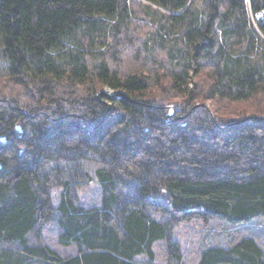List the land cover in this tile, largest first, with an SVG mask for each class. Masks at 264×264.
Listing matches in <instances>:
<instances>
[{"label":"trees","instance_id":"trees-1","mask_svg":"<svg viewBox=\"0 0 264 264\" xmlns=\"http://www.w3.org/2000/svg\"><path fill=\"white\" fill-rule=\"evenodd\" d=\"M259 216L264 0H0V264H185L214 218L197 264H264Z\"/></svg>","mask_w":264,"mask_h":264},{"label":"rangeland","instance_id":"rangeland-1","mask_svg":"<svg viewBox=\"0 0 264 264\" xmlns=\"http://www.w3.org/2000/svg\"><path fill=\"white\" fill-rule=\"evenodd\" d=\"M109 93H112V91ZM253 105V103L239 104L237 106L233 105V107L231 106V108H228V112H231L228 116H232V118H238L239 115H236L238 112L240 114H250L252 111H254ZM93 166L94 164H91V168H93ZM80 194L81 199L85 200L86 202L90 203L96 201L99 194L97 183L93 181L89 187ZM246 225L252 226L251 228L255 230L250 234V236L255 237L258 241H260V243H263L264 245V216L256 217L251 222H247ZM246 231L247 230L245 227H240V225L236 226L224 218H214L208 222H204L199 219H191L182 221L175 228L174 235L182 242L185 252L190 255L188 261L185 264H197V256L201 249L211 244L231 246L238 239H240ZM45 235H48L49 241L51 240V243H54V245L56 244V234L54 231L48 230L45 232ZM159 246H162L161 243Z\"/></svg>","mask_w":264,"mask_h":264},{"label":"water","instance_id":"water-1","mask_svg":"<svg viewBox=\"0 0 264 264\" xmlns=\"http://www.w3.org/2000/svg\"><path fill=\"white\" fill-rule=\"evenodd\" d=\"M109 92H111L112 90L111 89H108Z\"/></svg>","mask_w":264,"mask_h":264}]
</instances>
